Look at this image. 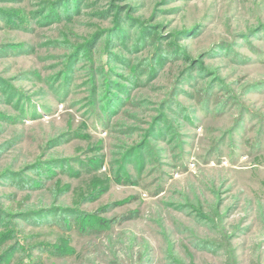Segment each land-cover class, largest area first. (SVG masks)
I'll return each instance as SVG.
<instances>
[{"label":"rangeland","instance_id":"1","mask_svg":"<svg viewBox=\"0 0 264 264\" xmlns=\"http://www.w3.org/2000/svg\"><path fill=\"white\" fill-rule=\"evenodd\" d=\"M43 1L55 0L0 2L1 13L25 19L12 27L0 19V47L6 48L0 78L15 88L0 91V211L18 216L53 206L88 213L106 209L103 219L119 220L112 229H89L90 235L74 231L75 253L64 258L34 248L59 241L48 225L13 220L32 254L16 248L4 264H264V31L246 37L264 25V0H82L70 22L42 27L27 22ZM120 23L131 36L127 46L150 27L148 39L157 43L128 52L109 34ZM194 28L197 35L183 34ZM100 32L105 35L92 43ZM89 42L84 55L90 60L74 61L65 88L63 80H55L65 56ZM24 44L34 54L26 55ZM159 46H178L190 61L182 64L180 57L149 77L154 65L149 58ZM210 51L216 55L205 57ZM112 53L129 66L112 62ZM106 60L113 80L133 85L110 122L93 104L90 84L91 69ZM193 60L199 69L178 90L182 71ZM142 62L147 73L139 76ZM20 92L26 94L18 98ZM170 97L175 102L164 112ZM20 105L29 118L19 117ZM163 112L165 120L147 148L122 162L125 149L140 142ZM76 129L81 130L76 138L47 149L52 138ZM74 158L81 160L73 163L80 177L58 170L38 190L1 180L8 170L35 178L30 166L42 159ZM86 159L102 163L101 170L90 171ZM117 176L136 185L115 183ZM102 189L95 200H86ZM16 242L0 244V258Z\"/></svg>","mask_w":264,"mask_h":264},{"label":"trees","instance_id":"2","mask_svg":"<svg viewBox=\"0 0 264 264\" xmlns=\"http://www.w3.org/2000/svg\"><path fill=\"white\" fill-rule=\"evenodd\" d=\"M16 2L17 0H0V2ZM82 0H55V1H43L39 5V10L35 11L32 10L29 18L27 19V22L32 23L35 21L38 26H47L52 23H60L62 21H67L70 22L73 20V18L78 14V11L81 9L82 5ZM1 13V12H0ZM0 15V19H5L7 21H10V27L17 25L20 22H24L25 19L22 16H19L18 14L15 13H5L2 11ZM122 23H124L122 21ZM124 25L121 23L117 25L115 29L109 32V34L112 32L113 33V38L117 39V45H121L125 47L128 52L129 50L134 47V50L132 53H135V51L145 47L146 44L150 43L151 44H156L157 40L152 38L151 40L148 39L149 36V29H153V27L150 28H143V31L141 29V34L137 40L134 41L133 46L129 47L127 46V42L130 40V37L128 32H126L123 29ZM21 29H26L24 26L21 27ZM157 29V28H154ZM264 31V25H261L258 27L256 30L250 31L249 35L246 37H253L255 34H258L259 32ZM108 32L106 33V35ZM183 34L187 35H197V28H194L190 31H185ZM105 34L102 32L96 34L94 36V41L92 43H96L101 39ZM221 45V44H220ZM224 46L221 47H226V44H222ZM85 46V45H84ZM79 46V47H74V50L71 55H68L66 58V63L64 69L61 71V73L56 77L55 80L61 81L63 80L62 83H65V88H68L69 84L68 82H72V76L71 73H74V61L77 58H80L83 56V60H90L87 56L84 55L86 53L90 46L91 42H89L86 46ZM23 45H18V49H23ZM73 47V46H72ZM71 47V48H72ZM84 47V48H83ZM217 47L216 49H218ZM27 49V50H25ZM6 51V48L0 47V54L4 53ZM24 51L26 52V55L34 54L35 49L34 48H29L27 45L24 44ZM165 51H168L165 52ZM14 53H19L18 51H10ZM189 55V54H188ZM187 53H183L181 49H179L178 46H175V49H168L166 46L164 48H157V51L154 53L152 57L149 58V61L153 63L154 65H151V68L149 70V77H158L160 72L165 66H168V63L173 64L175 61H177L178 58L181 57V63L186 64L187 62L190 61L189 56ZM216 52L215 51H210L206 53L205 57L209 56H215ZM1 56V55H0ZM203 57V56H202ZM112 62H117L121 64H126L129 66V63L124 60V58L118 54H113L112 53ZM194 63V65H193ZM111 63L109 60H106L104 62V65L102 64L98 68L91 69L92 72V78H91V92H92V97H93V104H98V109L102 114L105 116V120L110 122L113 117L117 116L123 104L125 101L131 97V92L133 90V85L128 82H120L119 80H113V72L109 68V65ZM197 65V61L193 60L192 65L189 68H186L185 70L183 69L182 75L180 76V83L178 85V90L180 85H184L183 83L188 80H190L191 76L193 75L194 71H197L199 69V66ZM142 66H144V62L141 63V68L139 71V76L145 75L147 71L144 73L142 72ZM30 75H34L33 73ZM24 79L30 80L28 77V74H25ZM64 77L65 79H62ZM100 80H103L102 86L99 85ZM127 79L126 81H128ZM13 81H9L3 78H0V91L5 90V88L8 89L9 92H13L15 90L14 86H12ZM40 83V82H39ZM62 85V84H59ZM4 88V89H3ZM212 90V89H210ZM16 91L19 92V90L16 88ZM21 93V92H20ZM26 94L25 92H23ZM17 94V97L20 98L21 95L23 94ZM23 94V95H24ZM9 101V99H8ZM175 102V99L169 98L164 105H162L163 111H168L171 109L172 104ZM19 117L21 118H29V114L25 110L24 105L19 106ZM160 113V115L157 116V118L154 119V121L151 123V128L148 130V132L145 134L143 139L138 142L137 144L128 147L125 149L124 154H123V161L124 163H127V161L130 159L131 156H133L135 153L139 151H144V149L147 148V146L150 143V139H154L156 134L155 132L157 131L158 127L164 122L165 120V114ZM34 116L36 114H33ZM15 123V122H14ZM81 130L76 129V130H71L65 133H62L58 135L55 138H52L47 146V149L51 150L54 149L65 142H68L69 140L76 138L78 134H80ZM79 139L85 140L81 137ZM152 139V140H153ZM87 160V159H86ZM81 160L79 158H74V159H42L37 162H35L33 165L30 166V173L35 175V178H25V174L19 173L17 174L13 170H8L5 172L1 178L3 181H12L11 183H15L13 181H17L18 183V189L23 190V191H34L38 190L44 187V185L49 181L54 178H56L59 173H69L70 176L74 177H80L81 174H74L75 168L73 166V163H80ZM94 163L89 162V160L86 161L85 166H87L90 171L97 173L101 170L102 168V163L98 164L96 163L94 166ZM66 169L70 170L69 172L66 171ZM120 169V168H119ZM60 170L58 173L57 171ZM124 167H121V174L124 173ZM43 173V174H40ZM77 173V172H76ZM98 174H94L93 176L96 177ZM98 177V176H97ZM39 179V180H37ZM110 180V179H109ZM111 181V180H110ZM115 183L119 184H130V185H136V183L133 180H126L122 181L120 180V177L117 176L113 179ZM99 191H106L105 189L102 190H97L96 192L92 193L89 195L86 200L87 201H93L97 198V193ZM99 194V193H98ZM106 209L99 210L96 213H88L86 211H83L81 208H71V207H63V206H53L50 208H41L37 209L36 211H31L27 212L25 214H20L18 216H9L5 211L1 212L0 211V244L2 245L5 241L8 240H17L15 245L10 246L8 249L5 250V252L2 254L0 258V264H4L7 261H9V257L13 254L15 249L17 248L18 250L21 248V253L26 254L27 251L31 253V250L33 248L29 247L26 242H22L20 239L19 234H23L18 229L17 224L12 222L13 220L17 219H23L24 221L28 222H33L36 225H39L38 227L41 226H46L48 225L50 229H53L56 233L59 241L55 243H46L43 242L39 244L38 246L34 247L35 249H39L40 253H45L50 256H55L58 258H64L68 256L74 255V249L70 246V240L72 239V233L74 231H77L79 234L82 235H90V230H96V229H112L114 226L117 225V218H113L112 220H105L103 219V215L105 213ZM5 218V219H4ZM32 218V219H31ZM4 219V220H3ZM8 220L9 222H5ZM212 223H214L213 220L210 219ZM4 222V223H3ZM6 224V225H5ZM35 225V226H36ZM96 226L97 228H94ZM90 229V230H89ZM7 230V231H6ZM5 232V234H2V232ZM105 231L101 232H93V233H102ZM61 235V236H60ZM28 252V257H32ZM170 252L174 254V251L172 247H170ZM18 253V251H17ZM32 254V253H31ZM181 264V262L179 261ZM23 264V263H22Z\"/></svg>","mask_w":264,"mask_h":264}]
</instances>
